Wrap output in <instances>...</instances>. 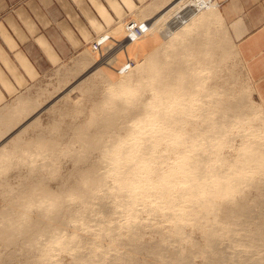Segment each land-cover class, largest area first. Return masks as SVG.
<instances>
[{
    "label": "bare ground",
    "instance_id": "obj_1",
    "mask_svg": "<svg viewBox=\"0 0 264 264\" xmlns=\"http://www.w3.org/2000/svg\"><path fill=\"white\" fill-rule=\"evenodd\" d=\"M137 17L142 21L140 24L148 22L146 33L157 35L162 40L135 66L142 68L138 71L142 74L140 82L155 84V104L159 109L151 114L156 123L153 124L151 119L145 120L149 122L146 131L143 130L145 127L139 126L140 122L125 129L128 124L121 119L124 116L132 121L137 116H151L143 113L144 104L133 105L129 103L134 100L132 97L124 99L123 96L132 88V76L126 74V61L123 57V62H120L119 55L125 51L127 56V46L135 44L140 37L126 36L123 42L122 38L115 39L112 35L123 34L122 27L107 36H112L111 39L106 37L115 42L121 41L116 44L122 50L120 54L105 52V57L97 59L94 49L93 53L87 49L74 71L58 72L61 75H57L58 84L53 87V92L41 89L36 97L20 98L13 104L15 107L10 108L9 105L0 108V174L3 162L12 160L15 154L20 157V163H25L27 159L35 162L29 166L34 177L20 176L24 180L15 185L16 192L12 191L13 188L0 189V196H5L6 203L3 206L2 202L0 206V244L4 246L0 252V264H48L56 260L53 259L55 252L60 250L68 252V264H144L140 256L149 244L153 254L157 250L155 253L159 259H156L161 264H191L192 255L197 251L205 259L202 264H264V210L261 209L264 203L263 110L250 99L252 91L248 89L233 93L232 89L215 85L209 90L197 92L198 88L203 87V76L214 73L216 64L230 56L239 58L217 2L155 0ZM114 45L113 41L110 45L113 48L108 46L105 51L108 48L115 50ZM221 46L225 53L216 59L214 50ZM164 56L169 60H165ZM189 56L193 59L190 68L184 62ZM196 62L204 63L206 69L199 71L192 67ZM167 65L169 69H166ZM235 80V77L230 79L233 83ZM170 90L172 94H168ZM61 91L64 94L57 101L54 100L63 104L60 114L78 115L87 106L81 102H92L97 98V104L98 101L100 104H92L94 107L107 102L110 108L102 118L93 119L100 124L96 131L78 136L80 149L77 152L80 154L90 147L98 149L99 160L84 161L86 165L74 168L75 171H71L70 175L68 173L67 177L60 174L62 183L59 182L56 189L47 186L46 182L44 186L41 183L44 181L41 178L48 173H57V167L52 165L55 162L53 158L58 156L55 147L59 144L55 141L56 136L47 137L44 134L46 127L42 123V112L48 111L51 116L57 109H54L56 104L43 108L46 93L56 97ZM77 91L83 97L74 101L71 96ZM213 95L217 99L213 105H209L206 98ZM174 100L176 102H172ZM193 101L201 103L195 104V108ZM191 117L197 120L193 122ZM73 127L82 129L84 123H76ZM46 129H50V126ZM234 131L244 141L238 155L228 161L232 168L213 166L211 155L216 144L232 145L235 136L227 133ZM27 137L31 139L26 140ZM70 144L71 141L66 140V146ZM160 145L166 152H189L182 161L183 168L176 174L167 176L168 169L156 166L161 156L157 154ZM218 159L223 162L227 160L221 153ZM166 161L167 158L162 163ZM111 162L114 169L108 168ZM227 169H235L238 173L235 183L228 180ZM113 170L115 173H111ZM41 171H46V176ZM110 177L116 183L114 191L109 189ZM176 179L182 182H176ZM145 180L150 183L144 185ZM137 184H143L144 197L155 196L150 202L157 204L155 209L167 211L166 215L173 220V233L178 240L189 245L187 251L178 241L174 246L175 243L165 233H161L162 239L157 242H142L143 223L132 208L138 199L130 193ZM41 185L44 188H40ZM150 185L152 189L147 188ZM244 187L250 188V192L245 191ZM226 195L232 198L225 199ZM109 198L121 200L120 206L128 213L125 224L116 222L111 225L112 217L108 218L109 221L94 219L96 204H99L105 217L112 215ZM147 209L151 211V208ZM79 221L84 224L94 221L97 225L103 222L97 234L98 241L107 240L109 244H101L99 249L98 242L80 236L77 233L81 228ZM188 225L192 226L191 233L198 229L202 231V246L198 241H192L191 233L184 230ZM69 227L71 230H67ZM123 228L127 230L128 240L125 244L128 246H123L117 240ZM65 235L67 237L63 238ZM222 239H227V244L234 249L235 254L231 258L224 254ZM168 241L176 248L175 259H167L162 253Z\"/></svg>",
    "mask_w": 264,
    "mask_h": 264
},
{
    "label": "rangeland",
    "instance_id": "obj_2",
    "mask_svg": "<svg viewBox=\"0 0 264 264\" xmlns=\"http://www.w3.org/2000/svg\"><path fill=\"white\" fill-rule=\"evenodd\" d=\"M152 1V0H151ZM146 7L147 6H143L142 8H140L139 10H137L136 12H133L129 17H127L126 19H123V22H120L119 24H117L114 28L108 30L107 32H105L104 34L98 36L91 44L90 46H88L85 50H83L82 52H80L79 54L75 55V56H71L70 58H68L61 66L55 68L54 70H52L51 72L45 73L43 76L40 77L39 80H37L33 85H31L28 89H26L25 91L21 92L20 94H18L16 97H14L7 105L5 106H9L10 108L15 107V104L20 98L22 97H36L37 93H39L38 91H40L41 89H47L50 92H53V87L57 86L58 84V79L59 76L57 75H61L58 72H65L67 70H75L77 68V64L80 61L79 59L83 56V54L87 51V49H89L92 53L94 51L95 56L98 58H102L105 57L104 54L105 52L107 53H113L117 54L120 49V46H117L116 44H118L119 42H123V40H125L126 38V26L129 22L133 21L136 22L138 24H140V19L137 17L138 14H140V12L142 11H146ZM138 13V14H137ZM170 13V12H169ZM153 13L151 12V15ZM168 15V12L165 14V16ZM225 16V15H224ZM228 24H230V22L228 21V19L226 18ZM122 27L123 28V34L122 37L121 35H112L113 37H115V39H121V41L117 40L115 42V40H108L111 39L110 36L109 38L107 37L108 35H111L117 28ZM230 32H232V28L230 27ZM232 35V34H231ZM218 36V35H217ZM108 39H107V38ZM119 37V38H118ZM124 37V38H123ZM233 37V35H232ZM99 40V48L95 49L93 47V44L95 42H97ZM105 40V41H104ZM155 40H157L158 42H154ZM233 40L235 42V39L233 37ZM114 41L115 45L114 49H109V48H113L112 46H110L112 44V42ZM160 45V43H162V40L157 36V35H153V34H149V33H145L143 36H140L139 39H137V41H135V44L132 43L129 46H127V56L125 55V51L120 52L118 54L119 57L121 58L120 62H123V57H124V62L126 65L127 64V60H133L134 61V65L128 67L127 69H125L126 74H129L130 76H132V83H131V90L125 94H123L124 99L127 97H132L134 100L133 101H129V103H132L133 105H140V104H144L145 107L143 108V113H147L149 115L153 114L157 109L156 105V93L154 91V86L155 84H151V83H144V82H140L139 79L142 78V74H139L138 71H140L142 68H136V64L139 63L141 60H143L146 56L149 55V53L156 47L155 44ZM110 46L108 48V51H105V49L107 50V47ZM94 49V50H93ZM93 50V51H92ZM96 50V51H95ZM111 50V51H110ZM131 50V51H130ZM116 51V52H115ZM100 53V54H99ZM225 53V50L223 48V46H221L218 49L214 50V56L216 59H218L219 55ZM138 56V57H137ZM118 57V55H117ZM119 58V60H120ZM192 57L189 56L188 60L187 58L184 60V62L188 66L189 68L191 67V62L193 59H191ZM126 59V60H125ZM164 59H168L166 56H164ZM169 60V59H168ZM177 61V60H176ZM179 61H181L179 59ZM120 64V63H119ZM117 65V64H116ZM118 67V66H117ZM115 67V68H117ZM192 67H196L199 71L201 69H206L205 68V64H200L199 62H196L195 65H193ZM125 68V66H124ZM215 70L214 73L212 74H208L206 73V75L203 76L204 80L203 82V87L202 88H198L199 90L197 92H203L204 90H209L210 87H213L215 85H221V86H225L228 89H232L231 91L234 93H239L240 91H244L246 89H248L249 91H252L251 93V97L250 99L258 106L262 107V105L259 103L257 96L255 95V91L253 89V86L249 80V77L246 73L245 67L242 63V60H240V58H234V56H230L227 57L223 62H221L220 64H216L215 65ZM169 69V66L167 65V68ZM114 70V69H113ZM116 72V69L114 70ZM143 71V70H142ZM117 73V72H116ZM118 75V74H117ZM200 75L202 76L203 73L201 72ZM120 76V75H119ZM81 77V76H80ZM94 77V76H93ZM232 77H235V83L231 82L230 79ZM74 78V77H73ZM79 79V76L78 78ZM74 81V79H73ZM201 82V81H200ZM177 85H179V80H177ZM165 86V85H164ZM192 91V90H191ZM189 91V92H191ZM173 91H169L168 94H172ZM176 92V90H175ZM177 92H180L177 91ZM64 94L63 91L59 92L58 95H54L51 96L49 95V93L47 92L45 97H43V108H47L50 107L51 105H55V108L57 107L56 111L51 114L48 113V111H44L42 112V123H44L45 127L47 128V126H50V129H44V134L47 137H50L52 135L56 136L55 141H57L59 144L55 147V150H57V157H54L53 160L55 159V162L53 161V167H57V173L56 171L53 172L54 174L51 175L52 173H48L46 176V171H41L42 175L44 174L46 177H42L41 181L44 180L42 183V185L44 186V183L46 182L47 186L56 188L58 187L57 185H59L60 183H62L60 181L61 178H59L60 176H68L72 173L71 171H75L73 170L74 168L77 167H82L84 165H86L87 163L84 161H98V155H99V150L98 149H94L92 147L88 148L87 150L83 151V152H77L80 148V142L78 141V136L80 135H84L85 132L88 131H96V129L100 126L99 123L93 121L94 118L96 117H100L102 118L103 114H105L109 108L110 105L107 104V102H103L101 105L94 107L92 104L96 105L97 104V99L95 101H92L94 103L91 102V100H84L82 105L86 106V108L83 110L82 113L78 114V115H72V114H60L59 112L61 111V109L63 108V104L60 103V101L56 102L59 97ZM36 95V96H35ZM53 97V98H52ZM82 94L80 92H74L71 96V98L74 101L79 100L80 98H82ZM194 97H198L197 95H195ZM217 99V96L213 95L211 97H207L206 101L209 102V105H213V102ZM56 100V101H54ZM99 100V99H98ZM56 102V103H54ZM172 102H176L175 100ZM46 103V104H45ZM53 103V104H52ZM61 105H58V104ZM96 103V104H95ZM196 108L195 104H199L201 102H196L193 101L192 102ZM98 104L99 101H98ZM97 104V105H98ZM60 106V107H59ZM62 106V107H61ZM8 107V108H9ZM59 108V111H58ZM61 108V109H60ZM263 109V107H262ZM58 112V113H57ZM214 117L216 118L217 115H214ZM122 121L127 122L128 127H126L125 129L130 128L131 126H135L136 123H139L140 127H145L143 128V130H147L148 126L147 119H151L152 123H156V120L153 119V115H151L149 118H143L142 116H137L136 118H134L132 121H129L128 119H125L124 116L121 118ZM125 119V120H124ZM191 120L193 122H195L197 119L195 117H191ZM200 123H202L201 120H199ZM76 123H84V127L82 129H78V128H74L73 126H76ZM191 124V123H190ZM190 124H188V126L190 127ZM255 124H257V122H255ZM73 125V126H72ZM124 129V130H125ZM111 132V130H109ZM124 133V131H122ZM32 134V133H31ZM229 136L234 137L235 136V141L233 142V146L229 145V144H225V143H219L216 144L215 148H214V152L211 155L212 157V164L213 166L216 167H220L221 165L224 167H229L232 168V166H230L231 164H229L228 161H230L229 159L231 158H235L238 155V152L240 151L241 147H242V143L244 141V138H241L239 136H237V131H234V133H227ZM31 138L27 137L26 140H29ZM228 139V138H226ZM66 140L67 141H71V144L69 147L66 146ZM162 145L158 146L157 148V154L161 155L160 157H158V164H156V166L158 167H165L166 169H168V172L166 175H173L176 174V172L180 171L181 168H183V159L186 158L189 154V152H184V154H179V153H175L172 150H168L166 152V149H162L161 148ZM27 148H29L27 146ZM33 149H36V147H33ZM13 151L15 149H12ZM24 150H26V145H24ZM163 152V153H161ZM221 153L222 157L227 158L226 161H221L218 159L219 154ZM56 156V155H55ZM31 159H33V157L30 156ZM167 158V161L162 163L163 160H165ZM18 159H20L19 156H17V154H15L12 157V160L9 161H4L3 162V167L1 168L2 172L0 175H3V177L0 178V181L2 183V185L0 186L1 190H8V189H12V191H15V185H18V183H20L21 181L23 182V178H21L20 176L22 175H26L28 177H34L33 172L30 169V165H32L35 162H32V160H26L25 163H20L18 162ZM108 168L114 169V163L111 162V164L109 165ZM71 172V173H70ZM227 175H228V180L232 181V183H235L238 179V173L235 171V169H227ZM111 173H115V171L113 170ZM61 174V175H60ZM43 175V176H44ZM57 175V177H56ZM60 175V176H59ZM67 175V176H66ZM7 177L4 179V177ZM9 177V178H8ZM19 177V178H18ZM47 178V179H46ZM112 177H110L108 179V185L110 186V191H114L113 186L116 184L114 182L113 179H111ZM54 179V180H53ZM63 179H66L63 177ZM62 180V179H61ZM10 181V182H9ZM65 182V180H63ZM8 184H7V183ZM50 182V183H48ZM60 182V183H59ZM63 182V183H64ZM176 182H182L181 179H176ZM141 183V182H140ZM149 181H143V184H149ZM4 184V185H3ZM143 184H137L133 187L132 192H130L133 196H135L138 201L136 203H134L133 205V209H134V214L138 215L139 218L141 219V222L143 223L142 227H141V232H142V242L144 241L146 244L148 243H154L159 241L160 239H162V234L165 233V236L169 235L170 241L174 246L176 245L175 241H178L177 243H181L182 246H184L183 250L187 251L189 249V245L182 240H178L177 237H175L174 233H173V228H172V222L173 220L171 219V217H168L167 211L165 210H161V209H155V207L157 206V204L155 202L150 203L152 200L155 199V196H151V197H144V195L142 194V186ZM40 186L43 187V186ZM4 186V188H3ZM10 186V188H9ZM13 186V187H11ZM45 185V188L47 187ZM7 187V188H6ZM180 187V186H177ZM3 188V189H2ZM44 188V187H43ZM48 188V187H47ZM148 189H152V186H148ZM58 189V188H56ZM245 191L250 192V188L248 187H244L243 188ZM253 191V190H252ZM251 197H253V193L250 194ZM5 196H0V206H2V202H3V206L6 204L4 202V198ZM225 199L226 198H232V196L226 195L224 196ZM8 198V197H6ZM121 200L119 198L113 199V198H109L108 199V205L110 206L111 210L113 211L111 216H107L105 217V215L100 211L99 209V204H96V208L97 211L94 215V219H96V221L101 220H107L109 221V217H112V221H111V225H114V223H119V224H125L127 221V217H128V213L125 211V209L120 206L121 204ZM182 204H186V202H182ZM147 206V207H146ZM147 208H151V211H149ZM262 210H264V203H263V207L261 208ZM117 211V212H116ZM116 212V213H114ZM92 222V223H91ZM88 224L87 223H83L79 221V227L80 230L78 229L77 233L84 237V238H89L92 241H96L99 243V249H101V244H109V242L107 240H103V241H98V235L101 231V226L104 224L103 222L98 224L94 221H91ZM95 223V224H94ZM92 224V225H91ZM95 225V226H94ZM78 227V226H77ZM78 227V228H79ZM67 230H71V227H69ZM184 230L187 233H191L192 232V226H186L184 228ZM162 233V234H161ZM193 234V235H192ZM192 237V241H198L199 242V246H202L204 244V239H203V234L202 231L200 229L196 230V232L191 233ZM67 237L66 235L63 237L65 238ZM117 240L119 242L123 243V246H128L125 244V242L128 240V236H127V230L125 228L121 229V235L117 236ZM171 242H167V247H165L164 251L162 252L164 257H166L167 259H175L177 253H174V250H176V248H173V245H170L169 243ZM222 244L221 246L225 247L224 249V254L227 255L228 258H231L234 253V249L231 248L227 242V239H222ZM171 243V244H172ZM169 244V245H168ZM57 245V244H56ZM94 244H91V246ZM151 245V244H149ZM147 247L146 251H144L141 256L140 259L144 261V264H161L159 262V257L158 255L156 256V251L152 248V250H154V254L150 251L151 249H149L150 247ZM172 246V247H171ZM2 247V248H1ZM4 246L0 244V252L3 251ZM76 250L73 251V253H75ZM198 252V251H197ZM197 252L195 254H197ZM70 253V252H69ZM201 254V252H198ZM192 255V260H191V264H202L204 263V258L202 255L197 254L196 257H194V255ZM199 255V256H198ZM158 257V259H156ZM56 259L54 261H49L48 264H68L70 261V256L68 254V252H64V251H57L55 252V258ZM196 262V263H195ZM181 264H185L181 263ZM187 264V263H186Z\"/></svg>",
    "mask_w": 264,
    "mask_h": 264
},
{
    "label": "crops",
    "instance_id": "obj_3",
    "mask_svg": "<svg viewBox=\"0 0 264 264\" xmlns=\"http://www.w3.org/2000/svg\"><path fill=\"white\" fill-rule=\"evenodd\" d=\"M154 1L0 0V108ZM215 1L264 113V0Z\"/></svg>",
    "mask_w": 264,
    "mask_h": 264
},
{
    "label": "built area",
    "instance_id": "obj_4",
    "mask_svg": "<svg viewBox=\"0 0 264 264\" xmlns=\"http://www.w3.org/2000/svg\"><path fill=\"white\" fill-rule=\"evenodd\" d=\"M147 23L148 22H145V23H142V24H138V23L133 22V21L129 22L127 24V26H126V29L128 31L127 37L128 38H132L133 36H136V37L143 36L146 33V31H147ZM99 46H100L99 45V40L93 44V47L95 49H98ZM127 61H128L127 64L124 65L125 66L124 69H127L128 67L134 65V61L133 60H129L128 59Z\"/></svg>",
    "mask_w": 264,
    "mask_h": 264
}]
</instances>
